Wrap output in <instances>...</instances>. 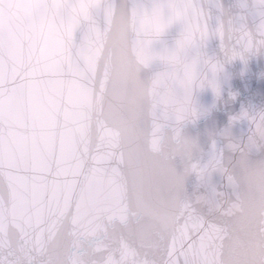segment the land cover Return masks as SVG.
Listing matches in <instances>:
<instances>
[{
	"label": "snow or ice",
	"instance_id": "obj_1",
	"mask_svg": "<svg viewBox=\"0 0 264 264\" xmlns=\"http://www.w3.org/2000/svg\"><path fill=\"white\" fill-rule=\"evenodd\" d=\"M204 5L152 0L125 17L115 0H0V264H264V168L242 162L236 187L241 175L213 151L186 171L206 181L218 169L232 192L182 198L167 155L190 161L192 143L178 129L163 143L156 110L182 121L197 109L158 92L174 72L148 88L137 77L151 39L174 21L183 31L161 57L169 65L186 47L214 59L201 50L210 35L227 59L264 48V28L246 15L222 21L219 0ZM203 83L216 90L215 78ZM241 116L254 125L249 144L264 140V113Z\"/></svg>",
	"mask_w": 264,
	"mask_h": 264
},
{
	"label": "water",
	"instance_id": "obj_2",
	"mask_svg": "<svg viewBox=\"0 0 264 264\" xmlns=\"http://www.w3.org/2000/svg\"><path fill=\"white\" fill-rule=\"evenodd\" d=\"M251 3L252 0H246ZM118 9L127 17L130 15L133 4H143L151 7L152 0H115ZM202 6L204 0H201ZM222 9L221 20L227 21L230 15L234 16L239 9L236 0H219ZM217 9H211L210 29L216 26ZM183 25L179 21L169 24L158 36L150 42L153 58L148 64L138 66L137 77L145 88L151 85L157 74L170 69V65L161 57L176 48L181 37ZM137 38L134 31L128 32L129 42ZM208 56L219 61L221 67L215 74L216 90L207 83L199 87L193 86L192 100L197 109L195 117L182 121L165 119L161 113L163 107L156 110L155 123L161 126L160 134L165 144H174L177 136L187 139L192 143L191 160L182 154L168 153L169 164L176 173L184 177L181 197L195 200L198 196L209 194L212 189L217 192L231 193L232 189L226 186L225 174L218 169L212 170L206 181L197 179L195 172H187L186 167L190 162L204 164L210 154L215 151L221 156L225 168L233 175H242L244 169L242 162L247 166H254L264 162V140L256 139V143L249 144L254 125L241 116L264 113V48L255 52H248L244 57L239 56L227 59L220 51L219 40L210 35L206 44L201 49ZM211 77V74H208ZM150 99L145 100V116L143 127L146 134L153 128V116L148 113ZM227 133V134H225ZM230 145H237L234 149ZM156 158H163V153H154Z\"/></svg>",
	"mask_w": 264,
	"mask_h": 264
},
{
	"label": "clouds",
	"instance_id": "obj_3",
	"mask_svg": "<svg viewBox=\"0 0 264 264\" xmlns=\"http://www.w3.org/2000/svg\"><path fill=\"white\" fill-rule=\"evenodd\" d=\"M236 6L239 9L237 12L239 16L246 15L256 26L264 28V0H252L251 3H247L246 0H236ZM215 64L214 59L205 60L202 55H198L190 47L181 49L174 65H170V69L163 72H174L173 78L161 79L156 86L157 90L161 94L174 92L180 98L193 102L191 96L193 86L199 87L204 75H207L208 79L215 78ZM209 73L211 77H209ZM249 168H264V162ZM245 177L246 173L234 178L233 184L239 187L244 182Z\"/></svg>",
	"mask_w": 264,
	"mask_h": 264
}]
</instances>
